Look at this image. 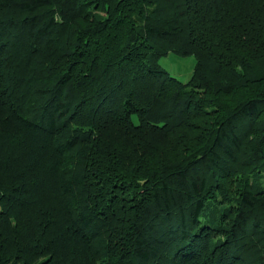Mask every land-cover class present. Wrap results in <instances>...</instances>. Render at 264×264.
<instances>
[{"label":"trees","instance_id":"trees-1","mask_svg":"<svg viewBox=\"0 0 264 264\" xmlns=\"http://www.w3.org/2000/svg\"><path fill=\"white\" fill-rule=\"evenodd\" d=\"M259 171L264 0H0V264H264Z\"/></svg>","mask_w":264,"mask_h":264},{"label":"rangeland","instance_id":"rangeland-1","mask_svg":"<svg viewBox=\"0 0 264 264\" xmlns=\"http://www.w3.org/2000/svg\"><path fill=\"white\" fill-rule=\"evenodd\" d=\"M195 62L196 60L193 55L183 56L175 52H169L159 59L160 66L181 81L189 79ZM250 181L257 183V185H260L264 189V172H257Z\"/></svg>","mask_w":264,"mask_h":264}]
</instances>
